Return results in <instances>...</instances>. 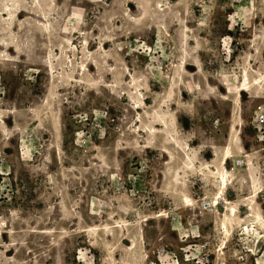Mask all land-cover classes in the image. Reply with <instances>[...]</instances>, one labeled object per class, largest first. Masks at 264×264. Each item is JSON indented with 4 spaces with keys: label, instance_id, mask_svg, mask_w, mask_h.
<instances>
[{
    "label": "rangeland",
    "instance_id": "obj_1",
    "mask_svg": "<svg viewBox=\"0 0 264 264\" xmlns=\"http://www.w3.org/2000/svg\"><path fill=\"white\" fill-rule=\"evenodd\" d=\"M0 264H264V0H0Z\"/></svg>",
    "mask_w": 264,
    "mask_h": 264
},
{
    "label": "bare ground",
    "instance_id": "obj_2",
    "mask_svg": "<svg viewBox=\"0 0 264 264\" xmlns=\"http://www.w3.org/2000/svg\"><path fill=\"white\" fill-rule=\"evenodd\" d=\"M245 81V80H244ZM243 81V82H244ZM247 85H246V82L244 83V85H242V87L238 90V92H245V90H246V87ZM239 95V94H238ZM239 97V96H238ZM234 127V126H233ZM232 130V128L229 126L228 127V131L230 132ZM227 131V132H228ZM149 134H151V135H153L154 136V134H155V129H153V128H150L148 131H147ZM238 136V135H237ZM225 149H226V151L224 152V154H222V157L219 159V161H218V163L217 164H213V165H210V166H208L207 167V170H208V168H209V170H210V172L212 173V176H213V178L214 179H216V181H214L216 184H218V186H219V188H224V187H226V184H227V180H226V176H227V173H228V169L226 168V162H227V160L231 157L230 156V146H228V145H225ZM209 165V164H208ZM222 196V195H221ZM221 196H219L218 197V199H220L221 198ZM217 198V197H216ZM214 199L213 200V204L214 205H216L217 204V200L218 199ZM222 199V201H223V203H224V200H223V198H221ZM228 203V202H227ZM232 205V204H231ZM249 210H250V207H249ZM229 212V211H228ZM227 212V213H228ZM232 212L233 211H231L230 210V212H229V217H232ZM235 212V211H234ZM234 214V213H233ZM255 218H257V217H255ZM238 219V218H237ZM260 219V218H259ZM226 222L225 223H227L228 221H230V219H227V217H226ZM232 221V220H231ZM221 222V221H220ZM257 221H254V222H250V223H248V224H246V225H243V227H241V230H242V234L241 235H246L247 237H252V239L255 241V242H258V238H259V232L257 231V229H256V226H257ZM223 224V223H222ZM228 224V223H227ZM221 226V225H220ZM225 227V226H224ZM222 229V228H221ZM229 230V229H228ZM229 234V233H228ZM225 236V235H224ZM227 236V235H226ZM263 236V235H262ZM183 237H185V238H187V236H183ZM258 239V240H257ZM221 246V245H220ZM221 249H223L224 248V245L223 246H221L220 247ZM185 261H187V260H185Z\"/></svg>",
    "mask_w": 264,
    "mask_h": 264
},
{
    "label": "crops",
    "instance_id": "obj_3",
    "mask_svg": "<svg viewBox=\"0 0 264 264\" xmlns=\"http://www.w3.org/2000/svg\"><path fill=\"white\" fill-rule=\"evenodd\" d=\"M229 28V27H228ZM227 28V30H231V29H228ZM183 36V35H182ZM183 52H185V51H183ZM185 65L186 64H184L182 61H180V63H179V65H178V67L180 68V71H184V69H185ZM186 85H189V86H191V84L189 83V82H187V84ZM157 126H166V124H165V122L162 120V119H160L159 121H158V123L156 124ZM155 129V128H154ZM156 132H158V131H156ZM226 147L224 146L223 147V150H222V152H221V155L219 156V158H218V161H219V159L222 157V154H224V152L226 151V149H225ZM231 153V152H230ZM214 154H216V152L214 153ZM214 154L212 155L213 157H214ZM195 156V155H194ZM249 179H252V175L250 174L249 176ZM227 185H228V182H227ZM252 185H254V180H252ZM227 188V187H226ZM258 192H260V191H258ZM249 206L247 205L246 207H245V209H246V215H248V211H249Z\"/></svg>",
    "mask_w": 264,
    "mask_h": 264
},
{
    "label": "built area",
    "instance_id": "obj_4",
    "mask_svg": "<svg viewBox=\"0 0 264 264\" xmlns=\"http://www.w3.org/2000/svg\"><path fill=\"white\" fill-rule=\"evenodd\" d=\"M263 119V116H258V120L261 121ZM216 122L213 123L214 126H216Z\"/></svg>",
    "mask_w": 264,
    "mask_h": 264
},
{
    "label": "flooded vegetation",
    "instance_id": "obj_5",
    "mask_svg": "<svg viewBox=\"0 0 264 264\" xmlns=\"http://www.w3.org/2000/svg\"><path fill=\"white\" fill-rule=\"evenodd\" d=\"M261 191V190H260Z\"/></svg>",
    "mask_w": 264,
    "mask_h": 264
}]
</instances>
